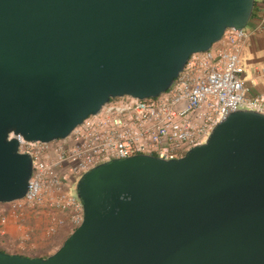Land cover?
Segmentation results:
<instances>
[{
	"label": "water",
	"instance_id": "obj_1",
	"mask_svg": "<svg viewBox=\"0 0 264 264\" xmlns=\"http://www.w3.org/2000/svg\"><path fill=\"white\" fill-rule=\"evenodd\" d=\"M253 0H0V203L21 199L17 137L65 138L110 99L165 92L189 57L248 22ZM82 218L45 258L0 264H264V114L226 115L164 160L101 163L74 186Z\"/></svg>",
	"mask_w": 264,
	"mask_h": 264
},
{
	"label": "built area",
	"instance_id": "obj_2",
	"mask_svg": "<svg viewBox=\"0 0 264 264\" xmlns=\"http://www.w3.org/2000/svg\"><path fill=\"white\" fill-rule=\"evenodd\" d=\"M253 2L248 28L228 29L207 51L191 55L165 92L142 100L110 99L63 139L38 143L17 137V151L30 157L31 172L24 196L0 203V237L9 222L19 225L26 212L36 210L47 212L51 221L55 213L69 212L68 225L75 229L82 211L70 189L101 163L134 155L176 159L203 144L227 114H264V96H246L239 65L242 48L264 23V0ZM255 70L264 77V69Z\"/></svg>",
	"mask_w": 264,
	"mask_h": 264
},
{
	"label": "rangeland",
	"instance_id": "obj_3",
	"mask_svg": "<svg viewBox=\"0 0 264 264\" xmlns=\"http://www.w3.org/2000/svg\"><path fill=\"white\" fill-rule=\"evenodd\" d=\"M247 28L246 26L245 29ZM70 192L75 196L72 188ZM25 214L19 225L9 222L6 234L0 237V249L7 254L45 258L54 253L74 230L68 225L69 212L55 213L56 221H51L50 215L45 211L36 210ZM58 220L61 221L60 224ZM50 227L52 231L49 230Z\"/></svg>",
	"mask_w": 264,
	"mask_h": 264
},
{
	"label": "crops",
	"instance_id": "obj_4",
	"mask_svg": "<svg viewBox=\"0 0 264 264\" xmlns=\"http://www.w3.org/2000/svg\"><path fill=\"white\" fill-rule=\"evenodd\" d=\"M239 65L243 70L241 78L247 89L246 96H264V77L259 76L255 70L264 69V23L252 33L242 48Z\"/></svg>",
	"mask_w": 264,
	"mask_h": 264
},
{
	"label": "trees",
	"instance_id": "obj_5",
	"mask_svg": "<svg viewBox=\"0 0 264 264\" xmlns=\"http://www.w3.org/2000/svg\"><path fill=\"white\" fill-rule=\"evenodd\" d=\"M254 5H255V2H253V6H252V11H251V15H250V17H252V16H253V9H254ZM0 251H1V252H4V251H3V250H1V249H0Z\"/></svg>",
	"mask_w": 264,
	"mask_h": 264
}]
</instances>
